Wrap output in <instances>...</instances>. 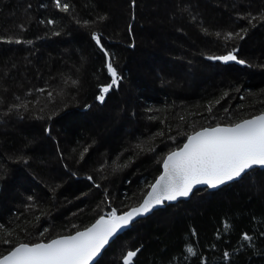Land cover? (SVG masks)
Listing matches in <instances>:
<instances>
[{
  "label": "trees",
  "instance_id": "trees-1",
  "mask_svg": "<svg viewBox=\"0 0 264 264\" xmlns=\"http://www.w3.org/2000/svg\"><path fill=\"white\" fill-rule=\"evenodd\" d=\"M186 1L189 2L137 0L133 10L130 0H122L121 7L125 10L117 15L111 11L108 0H67L69 13L60 10L57 13L54 0H0V35H14L25 41L19 45L0 43V224L12 230L11 236L0 230V254H4L7 247L2 243L4 239L15 243L18 237L22 242H38L75 231L73 225L83 228L98 215H106L110 207L116 208L118 213L125 211L143 198L161 172L167 152L182 145L187 134L201 127L234 122L264 111V67L259 76L243 71L257 61L264 65V36H257L259 42L256 41L255 49L249 42L251 34L243 40L226 42L214 35L205 36L197 26L201 22L198 17L194 24L180 14L173 27L187 32L193 26L196 31L191 30L192 43L186 45L195 48L206 66L212 64L216 69H223L224 78L216 75L205 80L197 73L195 80L205 85L201 84L189 95L183 94L184 91L176 92V78L169 68L173 60H183L177 53L179 47L171 46L169 40L178 46L184 44V40L169 26L164 30L159 19H169L164 4L169 7L168 11H180ZM202 1L194 0L197 5L191 1L192 6L186 4V7L196 8L207 22L209 32L237 31L241 27L239 23L249 31L264 25V21H254L256 27L252 28L247 21L237 20L238 15L244 16L249 10L258 13L264 9V0H253L257 2L254 8H249L247 3L234 6L236 0H212L209 7L206 6L209 2ZM234 7L238 11L227 19L225 10ZM133 11L134 20L131 19ZM218 11L225 17H219ZM99 15L107 19L99 21ZM28 16L32 17L31 23L19 28ZM48 19H54L56 23L48 25ZM77 19L79 24L75 22ZM38 20L45 23L39 24ZM138 20L142 22L137 28ZM125 24L127 33L119 36L120 26ZM59 27L72 37L71 44H65L71 45L68 55L61 46V34L52 36ZM93 31L102 34V42L123 76L119 88L110 92L104 104L95 99L97 86L110 77L104 67L105 58L91 38ZM45 35L48 36L46 40ZM52 39L51 47L37 44ZM27 40L32 44L26 43ZM234 45L238 46V57L247 61L246 65L226 68L219 61L206 59L208 55L223 54ZM38 50L41 56L32 66L27 56ZM188 52L184 51L182 55L191 57L193 53ZM70 80V86L62 87L63 81L68 83ZM41 88L45 89L46 96L54 91V101L37 98L36 107L29 105L31 115L23 109L18 110L19 114L8 113L16 96L24 99L33 92L38 96ZM209 104L213 106L211 116L207 112ZM225 108L230 112L226 113ZM108 109L113 110L114 116L122 114V124L126 127L120 124L110 128L103 113ZM49 128L50 133L46 131ZM7 157L17 158L24 167L31 168L32 177L47 183L50 190L44 189L41 196L30 191L29 196L33 195L36 200L32 207H28L30 203L15 207L11 201H5L8 195L4 190L8 183L3 180L5 174L1 172V166L4 161L8 163ZM89 175L101 185L99 189L94 187L93 181L86 179ZM41 185L42 182L37 183V186ZM105 189L110 207L103 195ZM44 227L49 231L41 237L39 233ZM191 229H195L196 236H191ZM261 231H264V169H256L250 179L217 191L199 189L189 200L166 205L140 220L111 243L100 264H122L120 256L127 248L141 249L134 264H168L170 258L175 257L183 264L184 255H188V264H199L196 257L187 254L189 244L198 255L207 259L208 264H229L222 256L224 251L230 253L233 264H264V237L258 236ZM243 232L253 235L254 242L243 241ZM116 242L124 244L119 258L104 259Z\"/></svg>",
  "mask_w": 264,
  "mask_h": 264
},
{
  "label": "snow or ice",
  "instance_id": "snow-or-ice-1",
  "mask_svg": "<svg viewBox=\"0 0 264 264\" xmlns=\"http://www.w3.org/2000/svg\"><path fill=\"white\" fill-rule=\"evenodd\" d=\"M54 3L61 12H70V4L67 0H63V2L62 0H54ZM136 4L137 0H130L131 9L134 10ZM27 7L30 9L31 4ZM180 11L187 13L189 19L197 24L198 14H193L188 7H184ZM97 19L104 21L107 17L99 15ZM131 19H135L134 11ZM31 20L32 17L28 16L26 22L18 25V27L24 28L27 23H31ZM237 20L247 21V24L254 28L256 27L254 21L257 23L264 21V9L256 15H253L252 12H247L244 16L238 15ZM75 22L79 24L80 20L77 19ZM37 23L44 24L45 21L38 20ZM46 23L54 25L56 21L48 19ZM84 23L88 24V21H84ZM197 26L205 36L214 35L218 39L223 38L226 42L236 39L243 40L249 31V28L241 26L237 31L212 33L209 32L208 28L203 27L202 21ZM131 28L132 26L129 24V33H131ZM55 34L58 35L59 33ZM91 38L105 58L104 67L110 77L107 82L97 86L98 94L95 99L100 104H104L110 92L119 88L123 76L118 71L111 54L105 48L102 42L104 39L102 34L93 31ZM24 42L15 38L14 35H0V43L19 45ZM26 43L32 44V41L27 40ZM238 52V46L234 45L231 50L220 55H208L206 59L219 61L223 64L246 65L247 61L238 58ZM38 91L43 92L45 89L41 88ZM52 95V92L48 93L49 98ZM224 95L227 96L228 94L225 93ZM15 101L8 107V113L19 114V109L29 111L28 102L19 96L15 97ZM219 102V100L216 101L217 104ZM85 107L90 108L91 106L85 105ZM224 111L227 113L228 109L225 108ZM207 112L211 116L212 104L208 105ZM46 131L50 133L51 129H46ZM256 168L264 169V111L258 115H252L250 118L201 127L199 130L187 134L182 145L167 152L162 160V173L155 179L154 183L149 185L150 190L136 206L118 214L116 208L110 207L111 202L107 201L108 192L105 189L103 195L110 207V211L106 215H98L93 223L83 228L73 225L75 231L68 234L56 235L53 238L41 239L38 242H22L18 237L15 243L10 239H4L2 243L7 247L4 254H0V264H100L99 257L102 256V250L110 245V241L118 238L119 233L124 229L134 227L139 222L138 218L152 212L157 206L163 205L166 201L172 202L179 198H189L194 194L193 189L197 185H206L208 188L217 189L224 185L240 183L245 179H250L251 173ZM86 179L93 181L91 175L87 176ZM93 184L97 189L101 187L99 183L94 181ZM28 207H32V205ZM37 219L39 218L37 217ZM0 230L8 236L12 235V230L7 229L3 224H0ZM48 231L49 229L44 227L39 235L44 237ZM191 236H196L195 229H191ZM258 236L264 237V231H261ZM241 239L249 243L254 242L253 235L248 232H243ZM140 251V248L127 251L122 256V264H134V258ZM187 254L196 257L199 264H208L207 259L198 255L190 244L187 246ZM222 256L229 261V264H233L228 251H224ZM168 264H181L180 258H170ZM183 264H188V255H184Z\"/></svg>",
  "mask_w": 264,
  "mask_h": 264
},
{
  "label": "rangeland",
  "instance_id": "rangeland-1",
  "mask_svg": "<svg viewBox=\"0 0 264 264\" xmlns=\"http://www.w3.org/2000/svg\"><path fill=\"white\" fill-rule=\"evenodd\" d=\"M108 1L110 3V6H111V11H114L115 14L119 15V13H122L123 9L125 10V8H122L121 7V1L122 0H108ZM151 1H154V0H151ZM191 1H193V3L195 4L194 0H189V2L186 1V2L183 3L184 4V7H186V4L189 5ZM252 1L253 0H238V1L236 0L234 2L235 3L234 6H236V4H238V5L241 6L244 3H247L248 5H250L249 8H254V6L256 5L257 2L255 3V1L254 2H252ZM202 2L205 3V4H206V2H209V4L206 5L207 7H209L208 5H211L213 3L212 0H203ZM215 4H220V3L215 2ZM195 5H197V4H195ZM190 6H192V5L190 4ZM221 6H223V4H221ZM125 7L128 8V5L126 4ZM164 7L169 10V7L166 4L163 5V8ZM197 7H199V4H198ZM215 8H219V7H215ZM138 9H140V7ZM143 9H145V7H143ZM168 10H167V13L169 15L168 16L169 19L168 20H164V19H161L160 18L159 19V24H161V27H163L164 30L166 29L165 28L166 26H169V28L173 32H175V34L183 37L182 39L184 40L183 41L184 44H180V46H178L177 43L172 42L171 40H169L170 41L169 43H171V46H174L176 49L179 47L177 53L180 56L179 58L183 60V62H179L177 60H173V65L170 66V68H169V71H172L173 72L172 75H174L175 78H176L175 81H176L177 85L176 84L174 85L175 87L177 86V88H175L176 89V92H178V91H184L183 94H188L189 95L191 92L195 93L196 90H197V87L198 86H202L201 84H204L205 85V83H199V82H197V80H195L196 76L199 73H200V77L203 76V79H205V80H208L209 78H212V76H216V75H218V77H221V79H223L224 78L223 69H218L217 68L218 69L217 70L216 67H213V65L211 63H210L211 64L210 66H206L203 63V60L200 57H198V54L196 53L195 48H190V46L186 45L189 42L192 43V40H193V38H192L193 37L192 36L193 35V31H191V30L193 29V30L196 31V29L193 26H191L190 29L187 32H184L181 28H177V27L174 28L173 27L174 22L177 21V19H178V16H179L178 14H180L181 17L184 16L185 18H187V20H190L189 17H188V15H187V13H182L181 11H176L175 9H172L171 11H168ZM190 10L192 12L194 11L193 14H198L197 17L203 22V25L205 27H207V22H205V19L196 10V8L191 7ZM56 11H57V13H60V12H58L59 9H57ZM145 11H146V9H145ZM237 11H238V8H236V7L225 10L227 19H230V16L231 15L234 16L235 15V12H237ZM255 11L256 10H254V11L249 10V12H252L253 15H256L257 14ZM219 12L220 11H218L219 17H222V18L225 17V15H222L221 16V12L220 13ZM222 13L225 14L224 12H222ZM116 19H118V18H116ZM143 20L144 19H142V21ZM142 21L141 20H138L135 23V27H137L138 24H141ZM221 22L223 23L224 20H221ZM143 23L146 25V22L145 21H143ZM262 23H264V22H262ZM225 25H227V24H225ZM238 25L243 26L242 23H239ZM227 26L229 27V25H227ZM260 27H261V25H259V27H256L254 30L248 31V35L251 34V36L249 37V42H250V44L253 45V47H252L253 49H255V46L257 47L256 44L259 42V41H257V40H259V39H257V36L258 35L264 36V28L261 29ZM173 28H174V30H173ZM214 28L216 29V27H212V29H214ZM136 30H138V29H136ZM56 33L61 34L60 35V37L62 36L61 39H60L61 46H64L65 47V50H66V53L67 52L69 53L70 52V49H71V45L70 46L69 45L65 46V44H68V43L71 44V42H72L71 35L68 34L67 31L65 32L64 30L60 29V27H59V29L57 28ZM123 33H127L126 32V24L124 26L123 25L120 26L119 36H122ZM188 33H189V38H188ZM54 35H56V34L54 33L52 36H54ZM52 36H49V38L52 37ZM57 37L59 38V36H57ZM44 38L46 40L48 38V36L45 35ZM163 38H165V37H163ZM189 39H191V40H189ZM54 40H56V38H54ZM256 41H257V43H256ZM37 44H39V46L41 45L43 47L44 46L51 47L54 44V42H53V39H52V41H46L45 44H43V42H39V41H38ZM136 45H137V43H136ZM210 45L212 46L213 43L211 42ZM262 45H264V44H262ZM147 48L150 51H152L151 50L152 48L150 46H147ZM212 49H213V47H212ZM189 50H190V52L193 53V55L191 57H189L188 55H182V53H184V51H187L188 52ZM31 52H33V51L31 50ZM173 52H174V50H173ZM257 52H259V51H257ZM68 53H67V55H68ZM40 54L41 53H40L39 50H38V52L29 53L28 56H27V57H29L27 59L28 63L31 62L32 63V66H33V64H37V60H39V57L41 56ZM262 55L264 56V52H262ZM32 59L35 60V61H33ZM220 64L221 65H225L226 68L227 67L235 68L236 66H240L239 64H236V63L223 64L222 62H220ZM263 67H264V65H261V63L257 61L253 66H250V68L247 66V68L243 69V71L244 70L247 71V72L249 71V74L250 73H253L254 75L257 73V75L259 76L262 73V71H263ZM27 71L28 70L24 71V73L26 74ZM188 73H191V75H188ZM165 78H166V80L169 79V77H165ZM70 82H71V80L68 81V83H66L65 81H63L62 82V87L70 86L71 85ZM73 82L74 81H72V83ZM73 84H75V83H73ZM75 86L76 85H74V87ZM46 87L47 88H50L49 86H46ZM50 89H52V88H50ZM52 92H53V95H52L51 98H49V96H46V94L43 93V92L39 93L38 96L36 95V93L33 92L32 95H31V93H29L27 95V97L24 98L23 100H25L26 102H28V105H33V107H36L35 106L36 104H34V103L36 102L37 98H39V97L40 98L42 97L43 99H46L47 98V100L49 102L54 101L53 100L54 91H52ZM188 95H186V96L188 97ZM44 96H46V97H44ZM0 101H2L1 98H0ZM44 103H46V100H44ZM29 108H30V106H29ZM30 112L31 111L29 110V112H26V114L27 115H31L32 112L31 113ZM228 112H230V109L228 110ZM103 113L107 117V120H108V123H109V127L110 128L111 127H112V129L113 128H117L118 125H120V124L123 123V115L122 114L117 115V114L114 113L116 115V116H114L113 115V110H111V109L105 110ZM113 121H115V122H113ZM122 125H123V127H126V125H124V124H122ZM135 125H137V124L135 123ZM5 159L8 161V163H4V162H6V161H4L3 162V165L1 166L2 167L1 168V172L3 171L2 173L5 174L4 177H3V180H5L8 183L7 189L5 188V190H4V194L8 195V198L6 197L5 201L7 203L11 201V204H14L15 207L27 206L29 203L32 206L35 205V201H36L34 199L35 197L33 195H32V197L29 196V194L31 193L30 191H32V194L34 193L35 196L36 195L37 196H41L43 190L49 188L48 185H47V183L45 184V182L43 180L40 181L39 180L40 179L39 177H38L39 179L32 177V175L34 173L32 174L31 168L24 167L25 165H23L22 162H20L19 160H17V158H8L7 157ZM55 173H56V171H55ZM56 175H58V172L56 173ZM36 182L38 184L42 182V185H41L42 187L41 186H37V183ZM27 187H29L32 190L25 189ZM40 189H42L41 192H40ZM49 190L50 189H48V191ZM35 193H37V194H35ZM29 197H31V199H29ZM138 203H136V204H138ZM72 204H71V206H72ZM29 209H31V208H26V210H29ZM0 211H1V209H0ZM123 246H124L123 243H117L116 242V245H114L112 247V249L108 251V253L106 254V256H105L104 259H106V260H108V259L109 260H114L115 258L117 259L118 255L122 252ZM128 250L129 249L127 248L126 250L123 251V253L120 256L121 259H122V256ZM130 250H133V249H130Z\"/></svg>",
  "mask_w": 264,
  "mask_h": 264
},
{
  "label": "water",
  "instance_id": "water-1",
  "mask_svg": "<svg viewBox=\"0 0 264 264\" xmlns=\"http://www.w3.org/2000/svg\"><path fill=\"white\" fill-rule=\"evenodd\" d=\"M259 114V113H258ZM258 114H255V115H258ZM248 118H250V117H248ZM208 127V126H207ZM199 130V129H198ZM256 169H259V168H256ZM261 170H263V169H261ZM162 171H163V169H162V166H161V172L159 173V175L162 173ZM158 175V176H159ZM157 176V177H158ZM156 177V178H157ZM155 178V179H156ZM155 182V180L153 181V183ZM229 185V184H228ZM224 186H226V185H224ZM224 186H221L220 188H217V189H211V188H208L206 185H197L194 189H193V193L195 192V191H197V190H199V189H208V190H210V191H217V190H219V189H221L222 187H224ZM150 190V188L148 189V191ZM147 191V192H148ZM147 192H146V194H147ZM145 194V195H146ZM144 195V196H145ZM143 196V197H144ZM192 196V195H191ZM191 196L189 197V198H179L177 201H172V202H165L163 205H161V206H157L156 208H154L153 209V211L152 212H150V213H148V214H146L145 216H143V217H141V218H138V220L140 221V220H142V219H145V218H147V217H149V216H151L152 214H154L155 212H157L158 210H160V209H163L166 205H170V204H175V203H178L179 201H183V200H189L190 198H191ZM143 199V198H142ZM142 201V200H141ZM140 201V202H141ZM139 202V203H140ZM133 206H136V205H133ZM132 207V206H131ZM130 208V207H129ZM126 210H128V209H126ZM125 210V211H126ZM122 213V212H121ZM119 214V213H118ZM94 222V221H93ZM92 222V223H93ZM132 228V227H131ZM131 228H126V229H124L121 233H119V236H121L123 233H125L126 231H128V230H130ZM118 236V237H119ZM53 238V237H52ZM117 239V238H116ZM115 239V240H116ZM115 240H113V241H110V245H111V243L112 242H114ZM110 245H108V246H106V248L104 249V250H102V256H103V254L105 253V251L110 247ZM133 250H135V249H133ZM129 251V250H128ZM102 256L101 257H99V259H101L102 258Z\"/></svg>",
  "mask_w": 264,
  "mask_h": 264
},
{
  "label": "bare ground",
  "instance_id": "bare-ground-1",
  "mask_svg": "<svg viewBox=\"0 0 264 264\" xmlns=\"http://www.w3.org/2000/svg\"><path fill=\"white\" fill-rule=\"evenodd\" d=\"M137 205V204H136Z\"/></svg>",
  "mask_w": 264,
  "mask_h": 264
}]
</instances>
